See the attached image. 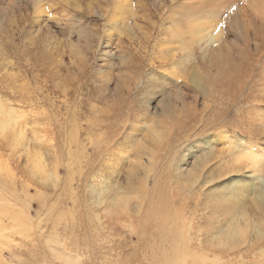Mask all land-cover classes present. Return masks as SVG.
Wrapping results in <instances>:
<instances>
[{
	"label": "rangeland",
	"instance_id": "obj_1",
	"mask_svg": "<svg viewBox=\"0 0 264 264\" xmlns=\"http://www.w3.org/2000/svg\"><path fill=\"white\" fill-rule=\"evenodd\" d=\"M198 1L0 0V99L24 132L21 145L0 137L4 264H159L172 231L162 213L173 208L190 223L192 248L209 260L227 249L213 240L227 192L251 180L232 147L264 148V0L207 8L218 22L210 34L221 31L207 45L174 29L182 10L207 13ZM245 205L251 229L239 251L255 249L262 264L264 230ZM58 247L76 259L56 260Z\"/></svg>",
	"mask_w": 264,
	"mask_h": 264
},
{
	"label": "bare ground",
	"instance_id": "obj_2",
	"mask_svg": "<svg viewBox=\"0 0 264 264\" xmlns=\"http://www.w3.org/2000/svg\"><path fill=\"white\" fill-rule=\"evenodd\" d=\"M200 1L202 2V5L200 4ZM218 1L219 0H199L198 1V7H199L198 9L201 12H202L203 6H205L203 10L206 12H207V8H209V7H210V9H215L218 7V4H217ZM37 7L38 8H36V9H40L39 6H37ZM193 7H194V5H193ZM259 8H261V7H259ZM209 11H208L209 13L207 12L206 14H204L202 16L200 15L198 17L199 14H194L193 11L191 13H189L187 11L182 10L180 12L189 14V15L188 14L184 15L186 22H183V19H181L180 15L178 14L179 12L176 13L177 15L172 16V19L176 23V25L174 26L175 31H177L178 34L179 33L185 34V35L188 34V36H186L188 41H189V39H191L192 41L195 40V42H197V43L203 42L206 45L211 44V43L214 44L213 42H215L219 38V36L221 35V31L219 29L215 28V32L213 34L212 33L210 34L209 30L212 29V27H214L218 22H216L217 17L215 15V12H214V16H213V11L212 10H209ZM172 12H170V13H172ZM194 19H197L199 22L196 23L194 21ZM189 45H191V44H189ZM170 52H173V49L168 50V53H170ZM182 61H184V60H182ZM217 77H220V74ZM218 81L219 82H217V83H219V85L221 87H224L221 79H219ZM208 82H210V81H208ZM193 83H194L195 87L199 88L200 90L203 89L205 91V88L207 87V85H206L207 83L203 82L202 79H193ZM210 84L216 87V84H214L213 81L210 82ZM229 88H230V84L228 81L227 86H226V90ZM209 93H210V91H209ZM224 94H225V92H224ZM11 108L8 107L7 105H5L4 102H2V100L0 99V137L1 136L2 137L8 136L12 145H14V146L15 145H21L24 142L23 139L21 138V137H23L22 135L24 132L20 136V134H18V132L15 130L16 122L18 121V116L15 114V112ZM19 121H20V119H19ZM18 125L19 124H17V127H19L21 124L19 126ZM153 131L154 130H152V132ZM19 132H20V130H19ZM157 137H159V136H157ZM223 138L224 137L222 135L220 137H218V139H217L218 142H221V143H222V141L224 142ZM226 143L227 142H224V143H222V145L225 146ZM228 148H230V145ZM233 148L237 149V151L239 152V153H237L238 155H236V157L234 158L235 163L236 164L238 163L239 165H237V166L234 165L235 166L234 168L238 169V171L242 170V169H248L251 172V180L247 181V182L246 181H241V182L240 181L239 182L233 181L231 183V186L233 188L227 192L228 194L231 195L228 198V204L230 205V208H229L230 211L228 209L229 213H228V215L226 214L227 218L224 221L225 225L220 226L219 229H216L215 237H213V240L215 242L217 241L218 244H223V245L227 246V249L224 250V252H221L219 255H216L215 259L209 260V258H208L209 257L208 256L209 251L206 250V248H204V246L202 247V246L198 245L195 248L191 247L192 246L191 245V237L188 234L189 230L191 229L190 223L184 222V221H182V224L179 223L180 214L178 213V210L176 208L171 209L170 212H168V209H165V210H163V213L162 212L161 213L163 214V217L168 222L169 226L172 224L171 234L166 237L169 239L171 238V243L169 244V247H168V249L170 250V253L166 254L165 256H162L163 259L162 260L160 259L162 262L159 264H253L252 260H254V257H253V259H250V257H251L252 252L255 251V249H251L250 254L246 255L244 252L239 251V246H243L246 243L248 244V241H249L248 237H249V230L251 229V222L247 216L248 214L245 211V207H246L245 204L248 202V200H250V203H251V205H250L251 211L253 212V214L254 213H255V215L257 214L258 223L256 226L262 227V230H264V169L262 168V165H263L262 163H264L263 162L264 148L258 147L256 149H253L250 146H248L246 148H243L240 146H233L232 149ZM241 150H244V151H241ZM240 152L242 154H240ZM29 159L31 160V161H29V162H31L30 163L31 171L33 173H35V175L36 174L39 175L41 173V171H40L39 164L36 163V161L38 162L37 158L36 159L34 158L35 160L31 159V158H29ZM183 160H184V157H183ZM206 161L207 160L205 158L200 157L196 162H194L191 170L188 171V176L186 175V177H185V182L187 183V185L191 186L198 181L199 177L197 175H199V173L201 172ZM1 167H2V163L0 161V170H1ZM97 193H98L97 198L102 201L106 195V188H104V189L99 188ZM126 199H127V197L125 195L124 196L123 195L122 196L117 195V197L113 198L112 201H113V204L117 206L116 208L120 209V208L125 207ZM246 199H248V200H246ZM251 199H252V201H251ZM245 201H247V202L245 203ZM238 220H242L243 225L241 223H239ZM164 225H165V222H164ZM7 235H8V233H7ZM22 238H23V236H22ZM5 240H7V238L6 237L3 238L2 235H0V264H4V260H3L1 253H2L3 248L5 246L4 245V243L6 242ZM52 251H55L52 253L56 254V256H57V258H55L56 260H58V257L60 258V260H58V261L64 260V262L66 263L67 261H72V260L76 259L75 256L66 252L64 247L63 248L58 247L57 249L54 248V250H52ZM56 256H54V257H56ZM261 256L263 258L264 251H261ZM254 264H259L256 261V259L254 261ZM262 264H264V263H262Z\"/></svg>",
	"mask_w": 264,
	"mask_h": 264
}]
</instances>
